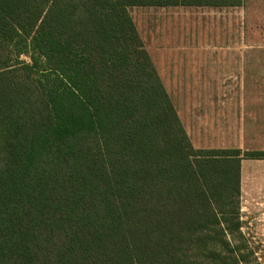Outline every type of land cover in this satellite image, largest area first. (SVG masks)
<instances>
[{
	"label": "trees",
	"instance_id": "1",
	"mask_svg": "<svg viewBox=\"0 0 264 264\" xmlns=\"http://www.w3.org/2000/svg\"><path fill=\"white\" fill-rule=\"evenodd\" d=\"M245 1L0 0V264L249 263L264 150L193 146L130 13Z\"/></svg>",
	"mask_w": 264,
	"mask_h": 264
},
{
	"label": "rangeland",
	"instance_id": "2",
	"mask_svg": "<svg viewBox=\"0 0 264 264\" xmlns=\"http://www.w3.org/2000/svg\"><path fill=\"white\" fill-rule=\"evenodd\" d=\"M130 13L193 146L264 150V0ZM240 170L242 226L227 239L264 264V160Z\"/></svg>",
	"mask_w": 264,
	"mask_h": 264
},
{
	"label": "crops",
	"instance_id": "3",
	"mask_svg": "<svg viewBox=\"0 0 264 264\" xmlns=\"http://www.w3.org/2000/svg\"><path fill=\"white\" fill-rule=\"evenodd\" d=\"M240 177H241V170H240ZM240 182H241V180H240ZM240 192H241V184H240ZM240 195H241V193H240Z\"/></svg>",
	"mask_w": 264,
	"mask_h": 264
}]
</instances>
